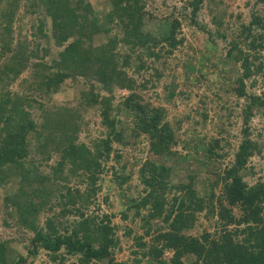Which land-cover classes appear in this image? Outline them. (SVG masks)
<instances>
[{"label": "trees", "instance_id": "trees-1", "mask_svg": "<svg viewBox=\"0 0 264 264\" xmlns=\"http://www.w3.org/2000/svg\"><path fill=\"white\" fill-rule=\"evenodd\" d=\"M104 1L107 5L99 16L105 27L99 30L98 14L90 0H26L21 4L20 16H14L20 0H0V180L9 169L18 171L20 176V184L3 197L2 203L9 208L7 213L14 218L13 225L23 229V234L29 233L21 249L15 247L16 240L0 238V264H30L27 259L32 261L40 252L52 264H98L101 260L105 264H127L114 258L117 225L110 223L109 215L85 212L82 201L76 206L78 198L94 200L99 189L98 176L104 171L110 153L115 152L114 159L121 158L112 143L122 148L146 147L147 158L137 169L143 188L136 197L126 193L128 177L111 171L117 186L125 185L128 203L120 211L121 218L126 219L130 210L131 217H138L145 227V235L155 230L149 242L140 236L135 238V245L142 249L141 257L147 260L134 258V261L140 264H264V182L247 184L242 177L247 169L251 170L249 159L261 151L249 137L248 123L256 113H264V89L259 94L248 91L246 81L250 80L251 86L259 75L264 78V5L263 12H251L249 19L242 21L241 14L231 11L223 0H186L182 12H171L165 19L167 27L156 32L158 22L154 30L147 27L155 18L145 10L147 0ZM201 9L205 11L207 23L198 20ZM33 12L42 14L31 20L34 34L45 38L49 35L60 49L49 64L32 63L29 80L24 81L26 91L36 96L41 93L50 96L60 90L65 79L76 77L87 86L81 90L79 102L82 103L53 108L37 103L41 111L38 123L24 110L37 101L32 96L10 95L1 85L14 81L29 58L37 57V48L26 49L19 38L13 41L16 32L20 35L14 30L13 21ZM181 20L191 30L204 31L210 42L208 52L218 53L210 59L212 69L192 65L179 81L176 72L165 76L164 69L176 66L170 60L184 41ZM94 33L103 34V39L91 45ZM6 53L10 55L1 60ZM166 78L168 82H164ZM149 87L151 94L145 98L140 91ZM114 88L126 91L115 106L111 104ZM193 90L196 93H191ZM153 98L158 105L151 103ZM191 98H197L202 106L193 110L195 116L205 119L210 108L219 119L217 127L223 125L226 117H238L237 144L231 147L222 137H211L205 143L203 138L200 142L183 140L177 134L180 119L172 127L163 122L162 105L177 106L181 102L189 109L187 104ZM83 102L98 106L99 123L103 126L95 130L99 137L88 138L91 147L77 140L79 129L86 125L81 119ZM114 110L132 114L130 139L122 138V128L116 130L118 117L112 114ZM31 140L37 144L40 159L56 155V161L49 166L50 172L42 175L33 167L25 168ZM179 144L182 149L194 152L183 156L204 149L205 157L215 161V179L208 182V192L202 196L192 186L191 175L186 182L179 181L174 166L166 164L165 159L181 153L176 148ZM226 148L233 149L232 159L222 165L229 150ZM153 156L165 159H150ZM76 171L85 181V193L77 186L68 185L67 176ZM49 185L58 191L55 204L48 200ZM53 205L59 209L57 214L39 221L41 211L52 210ZM198 215L209 222L212 230L203 228L196 234L187 233L196 229ZM124 232L129 233L128 226ZM164 251H170L171 256L162 258Z\"/></svg>", "mask_w": 264, "mask_h": 264}, {"label": "rangeland", "instance_id": "rangeland-1", "mask_svg": "<svg viewBox=\"0 0 264 264\" xmlns=\"http://www.w3.org/2000/svg\"><path fill=\"white\" fill-rule=\"evenodd\" d=\"M26 0H20V5L17 9V12L14 16H20L23 13V6L21 5L22 2ZM93 8L98 14V28L99 30L105 27L103 20L99 16L102 13L103 9L107 5V2L104 0H90ZM208 1V0H204ZM226 4L229 5L231 11L239 12L241 14L240 19L242 21H247L249 19V15L251 12H263V5L264 2L257 1V0H223ZM186 7V0H147L145 5V10L150 12L153 17V21L149 22L148 29L154 30L156 28V24L158 22L159 29H155L156 32L163 31L167 26V21L165 20L168 18L169 14L172 12L174 14L182 12ZM186 10L188 8H185ZM44 14V13H43ZM42 14L36 15L35 12L32 14H26L25 18L18 20L17 22L14 20L13 26H15L14 30H18L20 35L16 32L13 35V41L16 38L22 40V43L25 45L26 49L28 50H35L37 57H30L26 63V66L20 71L19 75L14 81L9 82L8 84L3 86V90L7 89L9 94L12 95L16 94H23L27 96H32L34 100L37 102H32L31 107H25L24 110H27L28 117L31 118L34 122L38 123L41 121L40 110L38 109L37 103H42L44 107L53 108L58 105H74L75 103H82L79 102L81 100V90H85L87 86L85 85L84 81H82L79 77L73 79H65L60 84V90L57 93H53L50 96H46L45 94L41 93V96H36L35 94H29L26 91V82L29 80L30 73L32 71V63L35 61H41L46 64H49L50 61L56 54V52L60 49L57 48L52 39L48 37H41L38 34H34V29L31 27V20L35 17L38 18ZM45 15V14H44ZM198 20L207 23V18L205 15V11L203 9L198 12ZM162 21V22H160ZM160 22V23H159ZM157 24V26H158ZM150 25H155L154 28ZM181 28L184 33V41L182 44L178 45L177 49L174 51V59H171L170 62L176 63V66L169 67L164 69L165 76L168 75L170 72H176L178 75V80L181 81L183 78V72L189 71V67L192 65L195 67H206L208 69H212V64L210 63V59L214 58V54L218 52H208L210 42L207 40L206 33L204 31L199 30H191L187 25L185 20H181ZM103 39V34L96 35L94 33L93 40L91 45L97 44L98 41ZM45 48L46 52L43 54L42 49ZM208 54L200 60V58L207 53ZM10 53H6L1 60H5ZM191 56V57H190ZM195 56V58H192ZM264 62V61H263ZM1 66V63H0ZM171 69V70H170ZM48 71V70H47ZM46 71V72H47ZM53 71V70H52ZM50 72V69L49 71ZM234 73V71H230ZM189 73V72H188ZM1 75V74H0ZM164 82H168V79ZM246 86L248 91H254V93H258L264 89V78L258 76L257 81L255 84L250 86V80L246 81ZM187 87V86H186ZM160 86L156 87L158 92L160 91ZM180 88L178 86L177 90ZM200 91V90H199ZM196 93V90L191 91V93ZM201 92V91H200ZM113 99L112 105L115 106L118 102H120L121 96L126 93L124 90H119L118 88L113 89ZM198 93V92H197ZM142 96H147L151 94L150 87L148 89H142L140 91ZM199 94V93H198ZM201 94V93H200ZM199 94V95H200ZM148 97V96H147ZM153 96L151 95L150 98ZM146 98V97H145ZM78 99V100H77ZM151 103L153 105H158L159 103L153 99H151ZM187 104L188 108L182 105V103L178 102L177 106H172L171 104H164L162 105L165 112H163L162 120L163 122H167L169 126H174L176 120L180 119V129L178 131V136L183 140L189 141L190 139H194L197 142L202 140L203 143L208 141L211 137H222L225 138L230 144V146H234L240 139V135L238 132L240 121L239 118H234L233 115L230 117L224 118V123L221 128L220 132H218L220 127L219 126V119L216 118L217 114H212V109H208L209 113L205 119H201L200 116L194 114V109H201L202 106L197 100V98H191V100ZM229 103V102H228ZM83 104H85L83 102ZM212 104V103H211ZM213 105V104H212ZM99 108L97 105H86L82 106V121L86 123V125H82L77 133V140L79 142H84L85 144L91 147V143L88 141V138L99 137V134L96 133L97 128H103L99 123V116H98ZM115 114L118 117V125L116 130L122 128L123 134L122 138L124 140L130 139V130L133 123V116L130 112L126 110L122 111L121 113L118 110H114L112 114ZM223 115V114H222ZM186 116V117H184ZM248 125L250 126V133L249 137L258 144L261 151L259 154L252 156L248 162V168L245 173L242 174L243 180L247 184H252L255 181H262L264 182V113H256L252 119L249 121ZM33 142L32 147L28 150L27 156L25 157L24 166L25 168L33 167L37 171V173L45 174L50 172L49 166L54 164L56 161V155L51 154L50 158L40 159V156L37 154V148L35 146V142ZM37 145V144H36ZM113 147L116 148L119 153L121 154V158L114 159V153H110V159L107 161L105 165V169L102 174H99L98 180L96 184L98 185L99 189L96 190V195L94 200L88 198H78L76 206H78L79 202H83L82 209L85 212H92L94 215L101 216L102 214L109 215V220L111 224L117 225L116 230V239L117 243L114 247V258L116 261H124L127 264H140L141 262L134 261V258H140L141 260H147V257H141V250L139 247L135 245V238L140 236L145 242L150 241V235H152L155 230L151 229L149 231V235H145L143 230L145 227L141 226L139 223V218L131 217L132 212L128 211V217L126 219H122L120 215V211L124 210L127 207L128 200H126L124 187L126 184L129 185L128 190L126 191L127 194H130L133 197H136L143 188V184L137 177V169L140 166L142 160L146 157V147L145 145H134L133 148L121 147L119 144L112 143ZM204 146V145H203ZM177 150L181 152L180 154H175L171 159H165L159 156L150 157L156 160L162 161L165 159L166 164L170 166H174L175 168V176L179 179V181H187V176L191 175V184L195 188L197 195L202 196L208 192L209 184L208 182L215 179V161L214 159H208L205 157L204 149H200L196 152V154H190L188 157L183 156V153H194L191 149L189 152L187 149H182V147L177 145ZM229 149V150H228ZM35 150V151H34ZM138 150H142L141 153ZM228 150L226 156L222 159V165H225L232 159V148H226ZM123 155V156H122ZM140 158L139 162L136 161V158ZM205 157V158H203ZM208 159V161H207ZM147 160V159H146ZM205 162V164H204ZM121 166L124 168L122 169ZM202 166V167H200ZM108 167H113L110 170ZM9 171V172H8ZM111 171H115V174H119L122 176L126 175L128 177L125 185L123 187H118L116 182H114V175H112ZM4 178L0 180V238H11L16 240L14 245L16 248L21 249L23 244L27 242V237L29 233L23 234V229H20L13 225V219L10 215H8L9 208L5 207L3 202V197L7 194L11 193L14 187H18L20 184V176L18 175V171L16 170H7L6 174L3 176ZM68 185L69 187H79L83 193H85V181L82 180L83 178L80 176V173L77 171L74 172L72 176L68 175ZM209 179V180H208ZM79 180H81L79 182ZM50 186V185H49ZM49 190V189H48ZM14 192V191H13ZM58 191L56 190L55 186H50V194L48 197L49 202L51 204H55L58 200ZM58 207L53 205L52 210H42L39 216V221L43 220L46 216H50L52 214H57ZM144 213V209L141 210ZM198 223L195 227L189 230L187 233L196 234L197 231H201L203 228L211 231L212 228L208 226V221L204 220L202 215H198ZM68 218H72L68 216ZM125 226L129 228V233L126 234L124 232ZM164 228V227H163ZM140 250V251H139ZM137 252V253H134ZM171 256L170 251H164L162 258H169ZM27 262L30 264H52L51 261H48V258L43 252H40L38 256L33 258L30 261V258L27 259ZM98 264H105L104 260L98 261Z\"/></svg>", "mask_w": 264, "mask_h": 264}]
</instances>
